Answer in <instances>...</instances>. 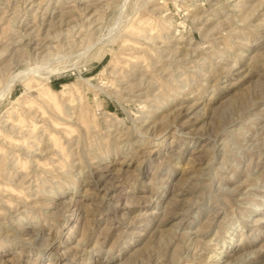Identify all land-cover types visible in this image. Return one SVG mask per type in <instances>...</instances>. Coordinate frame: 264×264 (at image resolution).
I'll use <instances>...</instances> for the list:
<instances>
[{
  "label": "rangeland",
  "instance_id": "1",
  "mask_svg": "<svg viewBox=\"0 0 264 264\" xmlns=\"http://www.w3.org/2000/svg\"><path fill=\"white\" fill-rule=\"evenodd\" d=\"M0 264H264V0H0Z\"/></svg>",
  "mask_w": 264,
  "mask_h": 264
},
{
  "label": "bare ground",
  "instance_id": "2",
  "mask_svg": "<svg viewBox=\"0 0 264 264\" xmlns=\"http://www.w3.org/2000/svg\"><path fill=\"white\" fill-rule=\"evenodd\" d=\"M58 71V70H57Z\"/></svg>",
  "mask_w": 264,
  "mask_h": 264
}]
</instances>
